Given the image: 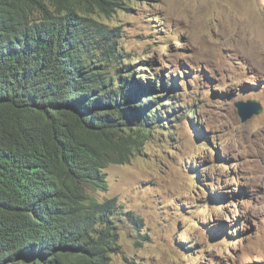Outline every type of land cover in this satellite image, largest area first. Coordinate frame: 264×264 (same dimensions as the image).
<instances>
[{"label":"rangeland","instance_id":"1","mask_svg":"<svg viewBox=\"0 0 264 264\" xmlns=\"http://www.w3.org/2000/svg\"><path fill=\"white\" fill-rule=\"evenodd\" d=\"M127 3L96 17L120 28L136 76L173 88L142 150L106 168L98 197L142 219L122 223L112 263L264 264V111L235 106L264 107V0Z\"/></svg>","mask_w":264,"mask_h":264},{"label":"trees","instance_id":"2","mask_svg":"<svg viewBox=\"0 0 264 264\" xmlns=\"http://www.w3.org/2000/svg\"><path fill=\"white\" fill-rule=\"evenodd\" d=\"M126 8L0 0V264H113L122 223L142 222L98 197L106 168L131 162L170 113L173 87L136 76L120 28L96 17Z\"/></svg>","mask_w":264,"mask_h":264},{"label":"water","instance_id":"3","mask_svg":"<svg viewBox=\"0 0 264 264\" xmlns=\"http://www.w3.org/2000/svg\"><path fill=\"white\" fill-rule=\"evenodd\" d=\"M235 106L242 121H246L253 115L260 114L264 111L263 105L256 99L239 100L235 103Z\"/></svg>","mask_w":264,"mask_h":264}]
</instances>
